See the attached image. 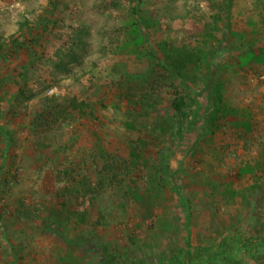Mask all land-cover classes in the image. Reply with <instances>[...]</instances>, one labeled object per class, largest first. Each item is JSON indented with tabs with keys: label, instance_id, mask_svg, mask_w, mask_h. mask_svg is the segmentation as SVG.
I'll use <instances>...</instances> for the list:
<instances>
[{
	"label": "rangeland",
	"instance_id": "1",
	"mask_svg": "<svg viewBox=\"0 0 264 264\" xmlns=\"http://www.w3.org/2000/svg\"><path fill=\"white\" fill-rule=\"evenodd\" d=\"M202 259L264 264V0H0V264Z\"/></svg>",
	"mask_w": 264,
	"mask_h": 264
},
{
	"label": "trees",
	"instance_id": "2",
	"mask_svg": "<svg viewBox=\"0 0 264 264\" xmlns=\"http://www.w3.org/2000/svg\"><path fill=\"white\" fill-rule=\"evenodd\" d=\"M133 10H135L136 11V7L133 9ZM140 14L137 16L138 18H140ZM186 105V101H185V99H183V97H175L174 99H172V101H171V103H170V106L174 109V111H175V113L177 114V115H181L182 114V112H183V107ZM181 128H180V131H181V129H182V126H180ZM115 254L114 255H112L111 257V259H110V262L111 263H113L114 261V259H115ZM206 258H208V257H206ZM203 260L204 259H202L201 261L199 260L198 262V264H214L213 262H203ZM161 261H162V259L160 258V260H158V263H161Z\"/></svg>",
	"mask_w": 264,
	"mask_h": 264
}]
</instances>
